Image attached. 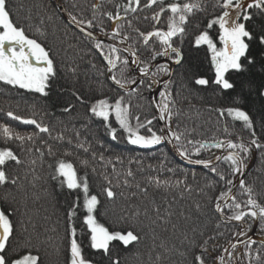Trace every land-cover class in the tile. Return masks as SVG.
Instances as JSON below:
<instances>
[{
    "label": "trees",
    "instance_id": "trees-1",
    "mask_svg": "<svg viewBox=\"0 0 264 264\" xmlns=\"http://www.w3.org/2000/svg\"><path fill=\"white\" fill-rule=\"evenodd\" d=\"M60 2L70 18L75 16L84 21L79 25L85 30L126 46L140 60L139 71L145 69V74L162 83L154 94L158 110L160 93L171 94V116L165 113L163 123L169 136L171 132L180 136L179 141L172 136L170 139L179 156L181 150L188 152L182 159L191 164L196 160L213 162L226 151H240L229 149L228 141L249 148L241 156L245 164L243 181L251 193L239 185L222 208V215L229 220L237 211L247 213L251 210L249 198L264 206V95H261L264 45L258 39L264 31L262 16L255 14L245 22L256 38L246 39L249 49L241 57L242 69L224 74L234 87L223 89L215 83L212 52L207 44L195 43L197 36L207 32L217 49L222 48L219 25L208 27L210 21L222 15V0H163L151 7L147 6L149 0H139V4L136 0ZM173 2L200 5L188 15L183 34L172 38V47L181 52V62L176 67L175 53L156 55L165 46L154 36L146 44L141 36L157 29L167 31L172 13L166 10L158 20L153 17L161 7ZM7 4L11 19L49 52L55 69L47 95L0 81V125L13 133L11 139L0 135V150H12L21 161L19 164L8 161L4 166L9 181L15 179L16 183L0 185V211L9 216L14 229L3 253L8 263L31 254L39 256L40 264H69L66 214L75 203L78 207L73 223L78 243L91 264H112L113 260L118 264H192L194 256L201 252L200 245L209 237L214 239L209 240L204 258L207 264H220L216 258L223 255L240 231L237 225L223 224L215 212L216 204L223 200L217 197L222 192L228 194L238 180L239 172L233 171L231 162L220 160L214 166L217 170L214 173L210 168L193 169L182 163L171 153L165 139L151 147L129 143L130 134L120 127L114 113L110 112L105 122L90 109L99 100L114 105L122 98V107L128 109V123L133 130L151 137L148 131L151 128L161 135L149 99L151 82L134 76L131 53L102 42V54L95 47L99 42L74 31L51 0H7ZM88 21L92 27H88ZM117 32L119 35H114ZM109 46L119 50L117 55L121 60L129 62L125 67L117 61L111 73L104 59ZM113 75L124 84L123 88L111 79ZM197 79H206L208 84L197 85ZM228 108L248 113L252 127L229 116ZM9 112L26 120L34 119L48 131L41 132L35 125L12 119ZM111 129H115V139ZM16 134L24 139H15ZM253 140L262 147L252 144ZM216 143H222L223 147H214ZM201 144L206 147L200 148ZM60 161L72 164L77 177L86 180L89 195L97 196L94 215L98 222L109 231L134 230L140 235L138 243L124 247L120 242H112L110 255L91 249L90 234L83 225L84 193L61 186L62 177L53 179ZM218 173L223 174V180ZM229 180L231 184L227 183ZM105 189L113 191L114 197L108 198ZM233 198L241 204V209L229 207ZM243 222L246 231L239 241L249 237L251 241L235 248L225 262L264 264V224L248 215Z\"/></svg>",
    "mask_w": 264,
    "mask_h": 264
},
{
    "label": "snow or ice",
    "instance_id": "snow-or-ice-1",
    "mask_svg": "<svg viewBox=\"0 0 264 264\" xmlns=\"http://www.w3.org/2000/svg\"><path fill=\"white\" fill-rule=\"evenodd\" d=\"M163 3V0H149L147 6L151 7L156 3ZM136 3L139 4V0H136ZM95 7V6H94ZM200 5L198 3L185 2L182 5L178 2H173L168 4L166 7H161L160 12L156 13L153 19H159L160 15L164 11H170L172 15L169 18L167 31L155 30L147 34L141 33L144 42L147 44L151 37H156L162 45L165 46L163 52H158L156 55H168V51L176 54V62H180L181 52L179 49L172 47V38L178 34H183L185 31L183 25L187 23L188 15L192 14L195 9H199ZM222 7L224 11L222 15L217 17L215 20L210 21L208 27L211 28L213 24H218L220 28L219 40L223 45L222 48L217 49L216 45L209 38L207 32L201 33L196 37V45L207 44L209 50L212 52V63L215 67L216 79L215 83L220 85L223 89H232L234 85L225 79L224 74L230 69L240 71L242 69L241 57H245L249 49V44L246 43V39L251 41L255 39L253 32L246 28L244 22H240L241 18L243 21L247 22L252 20V13L249 11L252 8L259 9L261 12H264V0H250L246 5L242 3V0H222ZM135 11V8L131 9ZM111 17V13H107ZM178 16V21H177ZM119 19V17H116ZM72 21L76 24H83L84 21L77 20L75 16L71 17ZM88 27H92V22H87ZM83 30V29H82ZM91 36V33H88ZM114 35H119V33H114ZM259 43L264 45V31L259 35ZM95 47L98 50H101L103 54L102 46L100 43H96ZM118 49L112 46H109V54L104 55V59L107 61L108 71L111 73L114 68L117 67V61H120L125 67L128 65V60H121L117 55ZM250 64L253 63L251 59L248 61ZM161 71H167L165 68H161ZM142 73L145 72V69H140ZM55 76L54 62L49 56V52L36 40L29 38L23 28L18 27L14 21L11 19V14L8 11L7 0H0V81L5 84L17 86L21 89H26L34 92L41 93L42 95H47L46 89L48 88L49 80L51 77ZM111 79L119 85L121 88L124 87V84L117 79L114 75ZM135 83V81H132ZM197 85H207L208 81L206 79H197L195 81ZM264 95V92L261 93ZM161 103L159 106L160 119H165V113L168 114L169 118L171 112L169 109V103L171 102V94L167 92H161ZM77 99H81L79 96ZM68 111V108L64 109ZM92 114L96 117L102 118L105 122L109 120L110 112L115 114L116 121L119 123L120 127L123 128L129 135V143L134 145H139L141 147H151L152 145L159 144L165 137L163 135H157L152 131L151 128H148V131L151 132V137H145L139 135L137 131L133 130L128 123V109L127 107H122V98L116 100L114 105H109L107 100L97 101L90 109ZM226 112L229 116L243 121L245 126L248 128L252 127V121L245 111L239 108H228ZM8 116L15 120H21L25 124L35 125L41 132H47L46 127L38 124L34 119H23L20 116H15L12 112L8 113ZM147 124H151V121H147ZM144 125H140L143 127ZM112 138L115 139V129L110 130ZM0 135L5 139L13 138V133L11 129L7 126L0 125ZM170 136L174 137L176 141L180 140V136L176 133L171 132ZM30 138V137H29ZM15 139L23 140L24 137L19 134L15 135ZM192 143V141H188ZM252 144H255L257 147H262L257 143L256 140L252 141ZM214 147L220 148L223 147L222 143H216ZM206 147L205 144H201L200 148ZM227 147L229 149H239L240 151H232L225 157L224 160L230 161L233 167L234 172H239L243 168V157L241 152L247 153L249 148L243 144H236L232 141L227 142ZM196 154H199V149L196 150ZM181 156H188L186 150L180 151ZM217 160L221 157H217ZM8 161H15L17 164L21 163L19 158L13 153L10 149L0 150V185H5L9 182L15 184V179L9 181L4 166ZM195 163L202 164L204 167L209 168L211 165L210 160H196ZM212 172H216L215 167H211ZM56 175L53 176V179L62 177L60 180L61 186H66L70 191L82 190L84 193V203L83 207L86 211V215L83 217V225L86 226L87 233L90 235L88 239L90 241V247L92 250H102L105 255H110V246L112 242H120L124 247H128L133 243H138L140 241L139 233L134 230L126 231H109L102 223L98 222L94 211L96 210L98 199L95 195H89V188L86 180H81L77 177L75 170L73 169L72 164L65 163L63 161L58 162L56 166ZM131 175V173H129ZM220 179L223 180V174H219ZM160 183V181H157ZM231 184V181H227ZM242 188H246L244 181H240ZM246 191L251 193V189ZM106 195L108 198L114 197V192L110 189H105ZM227 193H221L218 200L226 199ZM248 205L251 206V210L247 213L244 211H237L234 215L229 217L231 220L243 221L246 215L251 216L253 219H259L262 224H264V206L257 204L255 200L249 198ZM237 210L241 209V204L237 203L235 199H232V204L229 207H233ZM78 205L73 203L66 214L68 221V229L70 235V260L69 264H91L82 254V247L78 243L77 232L74 226V218L77 215ZM217 212H222L221 206L219 203L216 204ZM158 211V209H157ZM159 218V217H158ZM13 225L9 216L5 214L4 211H0V264H8V259L3 253L7 250V245L10 241V238L13 235ZM238 235H243L242 232ZM214 239V237H209L200 245L201 252L194 256L192 264H207L205 260V254L208 253L207 245L209 240ZM232 248H235V244H231ZM224 251H227L225 249ZM231 255V253H229ZM159 260L160 257L158 256ZM216 259H219L220 264H224V257L219 256ZM12 264H40L38 255H23L21 258L13 260ZM112 264H118L117 260H113Z\"/></svg>",
    "mask_w": 264,
    "mask_h": 264
},
{
    "label": "water",
    "instance_id": "water-1",
    "mask_svg": "<svg viewBox=\"0 0 264 264\" xmlns=\"http://www.w3.org/2000/svg\"><path fill=\"white\" fill-rule=\"evenodd\" d=\"M51 1H52V3H54V5H55L56 7H58L59 9H61L64 19L67 20V23L70 25V27H71L74 31H76L78 34H81V35H83L84 37H86L87 39L92 40V41H95V42H99V43L104 42V43H107V44H110V45H115V46H117L118 48H120V49H122V50H127L128 52L131 53V55L133 56L134 60H136V66H135V69H134V75H135V77H137V79H139V80H147V79H148L149 81H152V82L154 83V85H155L154 88L150 91L151 94H150V98H149V99H150V103H152L153 108H154V110H155V114H156V116H157V122H158V124H159V126H160V130H161V135H163V136L165 137L164 139L166 140L168 146H170V151H171V153H172L174 156H176V157H177L182 163H184V164H186V165H188V166H191L193 169H194V168H196V169H202V168H204V169H205L206 167H204V165H202V164H197V163L191 164V163H189L188 161H186L185 159H182L181 156H179V154L177 153V151H176V149H175V146L173 145V143H172V141H171V139H170V136L168 135L167 128H166L165 124L163 123V120L160 119V115H161V114H160V112H159V110H158V108H157V105L154 103V94H155V91H157L158 87H160V86L162 85V83H160V81H156V80H154V79L151 78V77H142V76L138 75V68H139L140 60H138L137 56L134 55V53H133L131 50H129L126 46H124V45L121 46V45L115 43L113 40L111 41V40L105 39V38H103V37L99 38V37H97L94 33H92L91 31L89 32V31L85 30L83 27H81L80 25H78V24H76V23H74V22L72 21V19L70 18V16L66 13L65 9H63V6H62L60 0H51ZM82 29H83V30H82ZM88 33H91L92 35L89 36ZM180 62H181V58H180ZM180 62H179V63H180ZM179 63H177V62L174 63V67L178 66ZM212 67L215 68L214 65H213V63H212ZM228 154H229V153H228ZM228 154L220 156L221 159H219V160H215V162L211 163V165H210L209 168L214 167L215 164H216L217 162H219L220 160H222L223 157L227 156ZM243 165H244V166H243L242 170H241L240 173H239L238 181L236 182V184L234 185V187H233V188L230 190V192L228 193L227 198L224 199V200H222L221 202H219V204H220V206H221V209H222V207H224V206L228 203V201L232 198L233 194H234V193L236 192V190L238 189L239 184H240V181L243 179V176H244L243 174H244V171H245V164H243ZM215 208H216V206H215ZM215 212H216L217 217H218V218L221 220V222H222L223 224H225V225H229V224H231V225H233V224H234V225H239V224H240L239 221H234V220H230V219L228 220V219H226V218L222 215V213H221V212H217L216 209H215ZM243 227H244V226H243ZM240 232L243 233L244 231H240ZM239 237H240V235H237V236L233 239V241L231 242V244H235V245H236L235 248L240 247L241 245H243V244L248 243L249 241H251V237H249V238H247V239H245V240H242V241L240 242V241L238 240ZM231 244H230V246H229L228 248H226L227 251H225V252L223 253V255H222V256L224 257V264H226L225 260H226L227 256L229 255V253H231V252L235 249V248H232V247H231ZM219 262H220V261H219Z\"/></svg>",
    "mask_w": 264,
    "mask_h": 264
},
{
    "label": "rangeland",
    "instance_id": "rangeland-1",
    "mask_svg": "<svg viewBox=\"0 0 264 264\" xmlns=\"http://www.w3.org/2000/svg\"><path fill=\"white\" fill-rule=\"evenodd\" d=\"M248 2H250V0H242V3L243 4H247ZM221 46L223 47V45L221 44ZM169 51H171V50H169ZM169 51H168V54H169ZM132 60H133V71H134V69H135V66H136V60H134V58H133V56H132ZM169 64V63H168ZM140 65V64H139ZM230 70H233V69H230ZM138 75H140V76H142V77H150L149 76V74L148 73H142L141 71H139V68H138ZM135 76V75H134ZM148 80V79H147ZM149 81V80H148ZM151 82V85H152V89L154 88V83L152 82V81H150ZM159 88V87H158ZM151 89V90H152ZM158 90V89H157ZM28 91V90H27ZM34 92V91H33ZM38 93V92H37ZM156 93V92H155ZM160 132H161V130H160ZM139 146V145H138ZM230 151H226V152H224V153H222L220 156H222V155H226V154H228ZM220 156H218V157H220ZM215 160H217V159H215ZM213 162H215V161H213ZM212 162V163H213ZM218 163V162H217ZM245 172V171H244ZM239 173H240V171H239ZM239 175V174H238ZM244 175V174H243ZM239 177V176H238ZM243 180V179H242ZM238 181V180H237ZM240 185V184H239ZM237 191V190H236ZM224 200V199H223ZM223 208V207H222ZM87 214V213H86ZM235 221V220H234ZM240 222V224L239 225H237V226H239L240 227V231H246V225L244 224V222L243 221H239ZM234 225V224H233ZM244 226V227H243ZM240 231H239V233H240ZM243 232V233H244ZM238 235V234H237ZM236 235V236H237ZM240 238V237H239ZM234 239V238H233ZM232 239V240H233ZM239 240V239H238ZM240 242H241V240H240ZM231 244V243H230ZM230 246V245H229ZM228 246V247H229ZM227 247V248H228ZM9 264V263H8Z\"/></svg>",
    "mask_w": 264,
    "mask_h": 264
},
{
    "label": "flooded vegetation",
    "instance_id": "flooded-vegetation-1",
    "mask_svg": "<svg viewBox=\"0 0 264 264\" xmlns=\"http://www.w3.org/2000/svg\"><path fill=\"white\" fill-rule=\"evenodd\" d=\"M251 13H252V16H254L255 14H259L262 16V18L264 19V12H261L259 9H256V8H252L249 10ZM240 22H244L243 19L241 18V21ZM17 87V86H16ZM23 90H26V89H23ZM27 91V90H26Z\"/></svg>",
    "mask_w": 264,
    "mask_h": 264
}]
</instances>
